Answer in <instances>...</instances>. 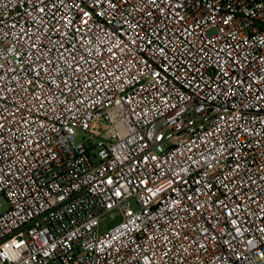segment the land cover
I'll return each mask as SVG.
<instances>
[{
	"label": "built area",
	"instance_id": "2783aa9c",
	"mask_svg": "<svg viewBox=\"0 0 264 264\" xmlns=\"http://www.w3.org/2000/svg\"><path fill=\"white\" fill-rule=\"evenodd\" d=\"M0 264H264V0H0Z\"/></svg>",
	"mask_w": 264,
	"mask_h": 264
},
{
	"label": "rangeland",
	"instance_id": "374dc122",
	"mask_svg": "<svg viewBox=\"0 0 264 264\" xmlns=\"http://www.w3.org/2000/svg\"><path fill=\"white\" fill-rule=\"evenodd\" d=\"M1 201H2V204H3L4 209H8L10 205L5 200L4 197H1ZM120 220H121V216L119 214H117L116 211L107 213L106 215H104L102 217L100 231L101 232H105L110 227H112L115 224H117Z\"/></svg>",
	"mask_w": 264,
	"mask_h": 264
}]
</instances>
